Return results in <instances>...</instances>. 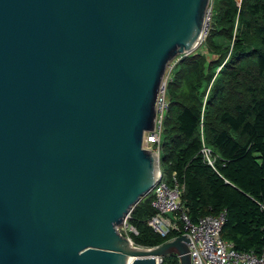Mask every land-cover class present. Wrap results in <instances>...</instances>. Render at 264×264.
Returning a JSON list of instances; mask_svg holds the SVG:
<instances>
[{"label":"water","instance_id":"water-1","mask_svg":"<svg viewBox=\"0 0 264 264\" xmlns=\"http://www.w3.org/2000/svg\"><path fill=\"white\" fill-rule=\"evenodd\" d=\"M209 0H0V264H191L189 240L119 233L151 193L169 64Z\"/></svg>","mask_w":264,"mask_h":264},{"label":"trees","instance_id":"trees-1","mask_svg":"<svg viewBox=\"0 0 264 264\" xmlns=\"http://www.w3.org/2000/svg\"><path fill=\"white\" fill-rule=\"evenodd\" d=\"M215 5L210 37L202 43L205 53L178 57L180 62L169 73V110L162 125L159 168L168 184L174 175L184 186L180 201L192 222L224 211L221 238L237 251L261 255L264 0H216ZM203 147L211 152L212 167L203 158ZM150 204L151 193L133 207L126 221L135 231L127 236L138 247L154 248L181 235L155 234L147 225L155 215ZM162 264H179V260L169 255Z\"/></svg>","mask_w":264,"mask_h":264},{"label":"built area","instance_id":"built-area-1","mask_svg":"<svg viewBox=\"0 0 264 264\" xmlns=\"http://www.w3.org/2000/svg\"><path fill=\"white\" fill-rule=\"evenodd\" d=\"M211 9L206 10L203 27L210 20ZM202 32V39L205 38ZM168 76L161 83L155 106V123L151 132L144 134L143 147L160 156V143L163 121L169 110V101L166 97V84ZM204 160L213 166L211 152L206 147L201 150ZM184 186L173 175L170 184L163 180L159 168L156 182L151 191V207L155 215L147 221L152 231L165 238L171 231L185 235L188 240V250L191 264H264V254L258 255L252 251H237L232 243L223 240L220 236L225 222V212L217 216H204L192 222L187 209L180 201ZM124 221L122 226L128 227ZM135 232L132 228H130ZM180 235V236H181ZM163 257L156 258V264H162Z\"/></svg>","mask_w":264,"mask_h":264},{"label":"rangeland","instance_id":"rangeland-1","mask_svg":"<svg viewBox=\"0 0 264 264\" xmlns=\"http://www.w3.org/2000/svg\"><path fill=\"white\" fill-rule=\"evenodd\" d=\"M216 4V0H209V3H208V7H209V10L211 9V12L213 11V9L215 8V5ZM212 14V13H211ZM211 18H212V15H210V20H209V24H208V21L206 22V26H204L203 27V31H205V38H203L202 39V42H201V44H199L198 46H197V48L192 52V53H205V47H203V45H205V43H206V38H208V37H210V33H211V28H212V23H211ZM205 42V43H204ZM202 43H204L203 45H202ZM180 56H185V55H180ZM180 56H177L176 58H175V60H173L172 62H171V65L169 64V66H168V69L166 70V73H165V76H168V78H169V73H170V71L173 69V67L174 66H176V64H178L180 61H179V59H178V57H180ZM228 57H229V54L222 60V63H221V65L216 69V71H215V76L220 72V70L222 69V67L226 64V62H227V60H228ZM211 85H209V87H210ZM209 87H208V89H207V92H208V90H209ZM207 92H206V94H205V97H206V95H207ZM128 232H132V233H134L135 234V232H133L131 229H130V227L128 226V227H126V226H120L119 227V233L120 234H122L123 236H125V237H127V238H129L128 236H127V233ZM133 245V244H132ZM133 246H135V245H133Z\"/></svg>","mask_w":264,"mask_h":264},{"label":"bare ground","instance_id":"bare-ground-1","mask_svg":"<svg viewBox=\"0 0 264 264\" xmlns=\"http://www.w3.org/2000/svg\"><path fill=\"white\" fill-rule=\"evenodd\" d=\"M203 24H204V23H203ZM149 194H150V193H149ZM149 194H148V195H149ZM146 196H147V195H146Z\"/></svg>","mask_w":264,"mask_h":264}]
</instances>
